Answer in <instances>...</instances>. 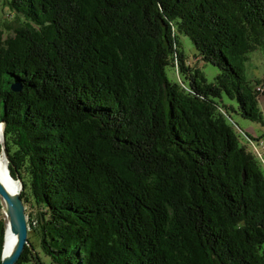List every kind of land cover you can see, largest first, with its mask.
I'll use <instances>...</instances> for the list:
<instances>
[{"label":"trees","instance_id":"1","mask_svg":"<svg viewBox=\"0 0 264 264\" xmlns=\"http://www.w3.org/2000/svg\"><path fill=\"white\" fill-rule=\"evenodd\" d=\"M3 7L0 153L52 264H264V169L227 119L264 126L245 74L264 55V0ZM182 35L214 82L186 65ZM15 264L42 262L30 244Z\"/></svg>","mask_w":264,"mask_h":264},{"label":"rangeland","instance_id":"2","mask_svg":"<svg viewBox=\"0 0 264 264\" xmlns=\"http://www.w3.org/2000/svg\"><path fill=\"white\" fill-rule=\"evenodd\" d=\"M12 18H13L12 14L8 12L6 8L3 7L2 12L0 13V21L5 23H10L12 21ZM179 42H180L181 50L184 52L183 54L185 55L186 58V65H188L190 68H198V70H200L205 76L207 83L214 82V78L218 74L216 68H214L211 64H205L200 60L199 56L197 55V51L194 49L188 38H186L184 35H182L179 38ZM165 73L169 78L170 82H177L178 84L183 85L181 82L182 79L179 76V73L177 72L176 68L172 69L170 68V66L166 67ZM245 74L248 79L252 81L253 80L259 81L260 84H258L257 86L263 88L262 93L259 94L258 104L264 118V55L262 54L261 51L255 50L250 55H248ZM216 103L220 106L236 107L235 102L226 99L225 95H223L220 100H216ZM222 112L223 114H225V116H227L224 109ZM227 114H228L227 119L239 134L240 143L244 145L249 151L253 152V154L256 155V157L258 158L264 169V126L248 120H243L240 118L239 115L231 111H228ZM0 145H2V142L0 143ZM0 156H3L6 159L3 152L0 153ZM24 208L27 219H29V217H33L34 220H36L38 211L36 209L30 208L29 206H26ZM0 218H4L7 220V217L4 214V208L2 211H0ZM27 227H28V234H27L28 240L30 244L34 247V251L35 253H37L42 264H52L49 257L45 256L41 252L39 241L35 233L30 230L28 224Z\"/></svg>","mask_w":264,"mask_h":264},{"label":"water","instance_id":"3","mask_svg":"<svg viewBox=\"0 0 264 264\" xmlns=\"http://www.w3.org/2000/svg\"><path fill=\"white\" fill-rule=\"evenodd\" d=\"M16 90L18 89L15 87L14 91ZM0 125H2V123H0ZM3 133L4 131L2 130L1 133L2 144L4 142ZM2 152L7 159V162H9L6 151L3 149ZM16 181L20 185V191L23 190V186L20 180L17 179ZM20 191L16 194H12L8 191L7 188H5L0 183V200L3 201L4 203L3 207H4V214L7 217V226L11 234H14L17 238L15 247L8 253L7 256L3 255V250L1 251L0 264H15V262H17L19 257L21 256L24 248L30 247V243L27 239V234H28V227L26 221L27 217L25 214V208L23 206L24 204L20 197ZM30 250L33 251L32 248H30Z\"/></svg>","mask_w":264,"mask_h":264},{"label":"bare ground","instance_id":"4","mask_svg":"<svg viewBox=\"0 0 264 264\" xmlns=\"http://www.w3.org/2000/svg\"><path fill=\"white\" fill-rule=\"evenodd\" d=\"M3 127L0 125V143L1 141V133H2ZM7 160L0 156V183L8 189V191L12 194H16L20 191V185L19 183L12 179L9 174V169L7 165ZM3 206V201H1ZM16 236L14 234H11L8 226L6 227V233L4 234V244L2 247L3 255L7 256L8 253L15 247L16 245Z\"/></svg>","mask_w":264,"mask_h":264},{"label":"built area","instance_id":"5","mask_svg":"<svg viewBox=\"0 0 264 264\" xmlns=\"http://www.w3.org/2000/svg\"><path fill=\"white\" fill-rule=\"evenodd\" d=\"M255 90H256V92H257L258 94H261L262 91H263V88H261V87L258 86Z\"/></svg>","mask_w":264,"mask_h":264}]
</instances>
